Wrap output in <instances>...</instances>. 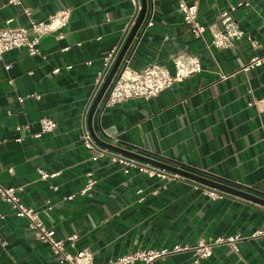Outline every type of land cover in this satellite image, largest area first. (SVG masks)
<instances>
[{
	"label": "crops",
	"instance_id": "1",
	"mask_svg": "<svg viewBox=\"0 0 264 264\" xmlns=\"http://www.w3.org/2000/svg\"><path fill=\"white\" fill-rule=\"evenodd\" d=\"M186 1H197V20L205 25L202 38L183 22L177 0H137V9L129 0H21L18 5L0 0V27L8 17L13 26L27 25L69 10L62 38L51 32L41 37L34 54L19 47L0 55V184L20 187V199L57 237L76 235L72 243L65 240L69 254L86 249L94 264H107L137 248L196 245L199 239L238 234L235 247L216 244L211 256L189 249L153 264H264V234L252 236L264 231L263 203L231 192L211 199L202 191L211 185L151 161L264 198V110L248 104L264 95V0ZM225 16L241 39L215 47L211 30L223 29ZM136 21L137 30L91 117L97 137L121 150L93 140L110 152L180 174L181 180L148 176L134 167L123 172L107 157L92 160L97 146L87 149L82 142L83 131H89V107ZM247 38L258 44L253 47ZM112 48L115 56L97 85L103 56ZM191 56H197L201 69L157 95L104 106L123 65L140 69L153 63L173 71L174 61ZM30 93L40 98L17 100ZM40 116L57 126L36 138ZM38 169L56 174L41 178ZM89 171L96 183L81 193ZM0 240V264H58V255L36 240L29 222L1 198Z\"/></svg>",
	"mask_w": 264,
	"mask_h": 264
},
{
	"label": "built area",
	"instance_id": "2",
	"mask_svg": "<svg viewBox=\"0 0 264 264\" xmlns=\"http://www.w3.org/2000/svg\"><path fill=\"white\" fill-rule=\"evenodd\" d=\"M130 3L137 9V0H129ZM21 0H7L8 4H20ZM247 2H239L238 5L246 4ZM1 7V5H0ZM234 8V7H232ZM177 9L181 13L183 22L186 23L195 37L202 38V33L205 30V25L197 20L198 5L197 1L188 2L186 0H177ZM22 11L29 15V9L24 7ZM69 10L66 8L59 9L50 13L45 19L33 20L31 19L27 25H11L12 17L4 20V25L0 27V55L6 51L15 48L25 47L30 54L38 51V45L42 36L57 32V37H63V29L69 19ZM212 39L211 44L215 47H226L230 44L232 39H241V31L229 20L225 23L223 29L211 30ZM250 44L254 47L258 44L257 40L247 38ZM68 49V46L62 50ZM116 53V48H112L103 56V71L97 72L95 81L101 83L104 72L109 67ZM259 58L254 59L253 63L258 64ZM89 64V62H87ZM9 64L4 65L5 69L9 68ZM67 65L66 68H70ZM201 69L197 56H191L188 61L181 62L180 60L174 61V69L170 71L167 68L158 66L156 64H148L140 69H132L125 64L119 71L118 75L112 82L109 90L107 91L103 104L105 107L112 106L116 103H121L129 98H144L149 99L157 95L160 91L169 87L173 82L181 80L183 77L191 75L192 73ZM59 68H54L53 71L57 72ZM26 97L40 98V94L30 93L25 96H18L19 102L23 101ZM249 105H254L259 110H264V95L258 98H251L248 102ZM7 113H10L7 110ZM40 129L33 133V137H39L44 132H50L57 126L55 120L47 117L40 116L38 119ZM19 129V126L16 127ZM82 142L85 148L94 149L97 146L94 154L91 155L92 160H97L100 157H107L109 161L119 163L122 165L123 172H128L130 168H138L140 171L145 172L148 176H156L167 179H183V176L176 173L166 172L165 170L152 166L149 163L139 161L135 158L128 157L123 154L110 152L107 148L98 147L99 145L91 137L89 131L84 130L82 135ZM5 140V139H2ZM15 141H20L21 137H16ZM10 170V169H9ZM41 178L54 176L56 173H46L42 169L37 170ZM88 179L85 185L81 188L80 192L85 193L91 189L95 182L92 172H87ZM197 186V185H196ZM20 187L4 186L0 184V198L1 200L10 204L14 214L17 217H23L29 225L34 229L35 239L47 244L52 253L58 255V264H94L92 255L86 249H78L74 254H69L64 249L65 240L72 243L77 238L75 234L67 235L65 238L57 237L55 230L52 226L47 225L38 213L31 207L26 205L19 197L18 191ZM138 189L137 192H140ZM203 193L211 199L222 198L228 192L218 190L214 187H203ZM73 195L68 196L71 198ZM264 234L263 230H256L252 236ZM240 238L238 234L230 235L227 237H217L214 240L207 242L199 239L196 245L188 244H173L172 247L161 248H137L127 253L120 254L115 258L109 259L107 264H153L154 260L159 259L167 254L179 252L183 250L194 249L198 256L207 257L212 254V247L219 243H228L230 246L235 247V240ZM1 242V240H0Z\"/></svg>",
	"mask_w": 264,
	"mask_h": 264
},
{
	"label": "water",
	"instance_id": "3",
	"mask_svg": "<svg viewBox=\"0 0 264 264\" xmlns=\"http://www.w3.org/2000/svg\"><path fill=\"white\" fill-rule=\"evenodd\" d=\"M231 19L230 16H225L221 19V25L224 27L225 23H227L229 20ZM137 27H138V21H136L133 25V27L131 28V30L129 31V33L127 34V36L125 37L121 47H120V50L117 54V56L115 57V60L113 61L112 63V66L110 67L107 75L105 76L103 82L101 83L100 87H99V91L96 92L95 96H94V99L91 103V106L89 107V111L87 113V123H88V127H89V131L91 133V136L92 138L100 145H102L103 147H108V148H111V149H114V150H121V149H118V147L116 146H113L107 142H104L102 141L101 139H99V137H97V135L94 133L93 129H92V126H91V117H92V114H93V111L94 109L96 108L97 104L100 102V100L102 99V97L104 96L109 84H110V81L111 79L113 78L122 58H123V54L125 53L127 47L129 46L136 30H137ZM124 66V65H123ZM122 66V67H123ZM122 69V68H121ZM106 134H108V132L106 131L105 132ZM123 152H126L123 150ZM130 155H133V156H136L138 157L139 155H136V153H128ZM152 162H154L155 164H159L160 166H163L164 168H167L169 170H172V171H176V172H179L183 175H187V176H190L194 179H196L197 181H200V182H204V183H207L209 185H211L212 187H215L219 190H223L225 192H231L233 194H236V195H239V196H242L244 198H247L249 200H252V201H256L258 203H263L264 204V198L262 197H259V196H256V195H253L249 192H247L246 190H243V189H238V188H235V187H231V186H228V185H225V184H221V183H218L216 181H212L211 179H208L206 177H203L201 175H196L194 173H191V172H187L183 169H179V168H176V167H173V166H169L167 164H162L158 161H155V160H151Z\"/></svg>",
	"mask_w": 264,
	"mask_h": 264
}]
</instances>
